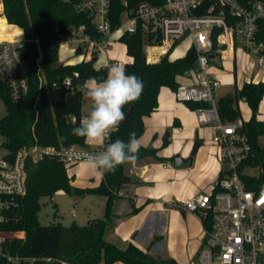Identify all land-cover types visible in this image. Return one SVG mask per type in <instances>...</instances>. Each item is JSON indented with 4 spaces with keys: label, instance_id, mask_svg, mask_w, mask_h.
I'll return each instance as SVG.
<instances>
[{
    "label": "built area",
    "instance_id": "2783aa9c",
    "mask_svg": "<svg viewBox=\"0 0 264 264\" xmlns=\"http://www.w3.org/2000/svg\"><path fill=\"white\" fill-rule=\"evenodd\" d=\"M0 4V17L5 16L10 24L24 31L23 39H0V79L9 88V98L17 101L29 90V65L21 48L25 42L33 41L40 49V39L27 38L22 26L8 20L3 0ZM124 4L121 23L113 28L111 0H78L76 10L86 14L91 25L71 24L59 35V51L63 49L76 56L60 61L75 64L93 60L97 68H108L114 62L132 65L134 57L128 54L127 44L123 42L124 51L111 54L112 43L122 41L125 33L140 30L146 60L158 63L187 40V49L193 47L197 52L196 64L180 75L188 82H179L175 97L184 103H204L195 113L200 125L212 128L215 160L222 163L211 192L174 200L186 212L200 216L204 225L205 245L192 264H264V133L256 141L252 139L247 130L251 115L245 117L240 113L232 121L221 116L218 89L222 83L216 72L229 69L230 64L236 73L237 56L242 54L245 60L241 70L248 75L245 83L264 82V43L257 39L258 20L264 17V0H139L133 7L124 0ZM40 78L47 86L44 75ZM62 86H73L72 76L65 77ZM88 103L91 110V101ZM89 112H82L79 118L72 115L71 122H79ZM257 118L264 120L261 115ZM101 150L100 146L95 149L78 145L60 149L34 146L19 149L13 161L0 159V224L10 219V211L19 206L20 198L27 192L29 155L55 151L70 167L83 162L76 158L77 153ZM118 194L127 195L124 190ZM0 232H4L0 234V254L11 261L19 260L20 257L3 253V242L23 237L24 232Z\"/></svg>",
    "mask_w": 264,
    "mask_h": 264
},
{
    "label": "trees",
    "instance_id": "16d2710c",
    "mask_svg": "<svg viewBox=\"0 0 264 264\" xmlns=\"http://www.w3.org/2000/svg\"><path fill=\"white\" fill-rule=\"evenodd\" d=\"M3 1L8 20L22 26L27 38L40 39V49L33 41L25 42L21 48L29 65L28 92L13 101L9 98L8 86L0 79V94L7 106V113L0 118V131L5 137L3 146L8 150L5 158L13 161L16 152L24 147L60 149L71 145L85 146L84 138L70 135L71 130L79 126V122H71V116L79 118L82 115L83 91L79 88L92 79H105L108 68H97L93 60L63 64L59 61L58 39L68 25L85 24L89 27L90 18L76 10L78 0ZM126 1L129 7H133L139 0ZM125 9L124 0H111L113 28L120 25ZM0 22L3 23L5 40L24 38L22 28L10 24L5 16L0 17ZM257 39L264 43V17L258 20ZM122 42L127 44L128 54L134 57L126 74H135L143 81L144 87L139 100L124 106V111L131 109L128 122L112 133L108 143L116 139L127 143L133 131L139 139L145 130L144 118L159 107L160 89L169 87L175 91L179 85L177 77L194 67L197 59V52L192 47L183 56L171 58L168 54L158 63H149L144 57V35L140 30L125 33ZM75 72L79 75L75 76ZM41 75H44L47 86L41 82ZM67 76H72L73 86H62ZM263 97L264 82L245 83L237 87L234 95H223L218 99L221 116L229 121L236 119L241 113L239 102H246L252 112L247 130L256 141L264 133V120L257 118ZM186 105L195 110L204 103L186 102ZM141 145L135 161L148 156L163 158L153 141ZM198 147L196 141L193 153ZM126 164L117 166L114 172H102L98 186L83 188L73 185V178L58 152L29 155L26 161L27 192L20 198L19 206L10 211V219L0 224V230L22 231L24 236L7 238L3 242V253L20 257L19 264H167L168 260L154 259L132 242L123 246L106 237L113 224L112 210L118 192L132 181V176L125 171ZM60 191L80 196H105V215L89 220L85 225L65 226L62 222L43 225L39 219L41 198ZM12 263L7 255L0 254V264Z\"/></svg>",
    "mask_w": 264,
    "mask_h": 264
},
{
    "label": "crops",
    "instance_id": "0c3cea01",
    "mask_svg": "<svg viewBox=\"0 0 264 264\" xmlns=\"http://www.w3.org/2000/svg\"><path fill=\"white\" fill-rule=\"evenodd\" d=\"M2 38H4L3 28H0V39ZM228 66L231 69V65ZM225 71L216 70L218 75ZM232 72L236 80L237 70L236 73ZM177 80L188 82L182 76H178ZM158 101L159 107L144 118L145 130L139 140L143 145L153 141L154 146L160 148L158 154L163 158L148 156L125 165V171L132 176V181L122 188L127 195L119 196L114 201L113 224L107 231L106 237L123 246L132 242L146 250L154 259L168 260V263L174 259L179 264H191L201 246L204 225L200 216L186 212L178 207L174 200H185L203 193L200 192L201 190L207 192L213 186L215 176L218 175L216 147L213 143L209 145L204 141L201 143L195 110L189 108L186 103L177 102L171 88L162 87ZM89 111L90 109L82 108L84 113ZM171 127H174L173 131L177 137L174 143L168 145L170 142H166L162 136ZM170 133L172 141L175 134L171 131ZM179 136L189 139L185 150H182L183 140L179 142ZM196 141L199 147L193 153ZM82 147L95 149L97 146L85 144ZM178 153L185 158L193 157L190 167L183 169L173 167L172 158ZM168 163H171L170 167L167 166ZM84 166L81 162L68 169L69 176L73 178V185L83 188L98 186L102 181V172L98 171L100 175L98 180L89 183L82 178ZM102 197L100 213L88 215V222L105 215L107 198Z\"/></svg>",
    "mask_w": 264,
    "mask_h": 264
},
{
    "label": "clouds",
    "instance_id": "9594fccd",
    "mask_svg": "<svg viewBox=\"0 0 264 264\" xmlns=\"http://www.w3.org/2000/svg\"><path fill=\"white\" fill-rule=\"evenodd\" d=\"M143 87V81L135 74H126L124 64L114 62L108 67L105 79H92L81 89L91 101V110L79 121V126L71 130L70 135L84 138L86 144L102 148L98 152L76 154L88 170L114 172L117 166L137 159L142 145L135 131L130 133L127 143L116 139L105 145V140L125 121L124 106L139 100Z\"/></svg>",
    "mask_w": 264,
    "mask_h": 264
},
{
    "label": "rangeland",
    "instance_id": "374dc122",
    "mask_svg": "<svg viewBox=\"0 0 264 264\" xmlns=\"http://www.w3.org/2000/svg\"><path fill=\"white\" fill-rule=\"evenodd\" d=\"M5 8V6H4ZM0 28H3V23L0 22ZM189 46V42L187 40L181 41L180 44L171 52L172 58H177L178 56H181L184 54V52L187 50ZM125 50V45L122 41H116L112 43V50L111 54H114L115 52H121ZM60 60H69L72 58H76V56L71 55L68 51L60 49L59 51ZM245 60V56L242 54H238L237 56V78L234 79V73L231 69H227L225 73H222L218 75L219 79L221 80L222 86L218 89L219 98L223 95L228 94H235L237 87H240L244 84L246 79L248 78L247 74H244L241 70V65L243 61ZM61 62V61H60ZM230 68V66H228ZM173 95L175 97V93L173 91ZM177 102H180L176 99ZM89 99L86 96L85 92L83 91V110H89ZM185 104L184 102H181ZM239 106L241 109V113L245 117H250L251 110L248 108V105L244 101L239 102ZM259 114L261 116H264V97L262 101L260 102ZM7 113V106L5 103L4 98L0 94V118L3 117ZM195 120L198 125V134L201 138V143L204 141L206 144H212V138H213V132L211 127H205L200 125L198 121L197 114L195 113ZM174 127H171L169 131L173 132L175 134L174 138H172V141L168 144L171 145L175 142L176 139V133L173 131ZM163 138V136H162ZM179 142L182 141V150H185V147L187 146L189 139H184V137L179 136L178 137ZM5 137L0 131V159H3L5 155L8 154V150L3 146ZM178 144V140L176 141ZM96 146V145H95ZM98 147V146H97ZM28 149H34V147H26ZM195 163H193L194 166ZM76 165V164H75ZM68 167V169H71L73 166ZM222 167V163H218V174ZM82 178H84L87 182L93 183V181H96L100 178V175L98 174V171H90L85 166L82 169ZM218 176V175H217ZM215 176V179L216 177ZM214 179V180H215ZM121 191V190H120ZM212 187L207 190V192H211ZM200 192H204V190H201ZM123 196V195H118ZM103 197L100 195H94V194H88L84 196H80L77 194H68L63 191L57 192L53 196H45L41 198V208L39 210V219L43 225L53 224L57 222H62L66 226L74 225V223H77L78 225H84L88 222V215L93 216V213H100L99 210L101 199ZM96 214H94L95 216ZM98 216L101 214H97ZM98 218H94L96 220ZM93 220V219H92ZM0 234H4V232H0ZM205 238V232L204 228L201 235V246L197 252V254L193 257L192 262L196 261L197 255L200 252L201 248L205 245L204 243ZM12 264H19L18 260H14ZM67 264V263H63Z\"/></svg>",
    "mask_w": 264,
    "mask_h": 264
},
{
    "label": "water",
    "instance_id": "95a60500",
    "mask_svg": "<svg viewBox=\"0 0 264 264\" xmlns=\"http://www.w3.org/2000/svg\"><path fill=\"white\" fill-rule=\"evenodd\" d=\"M80 52H81V50L79 49V50H78V53H80ZM144 57H145V55H144ZM125 67H126V70H127V69H129V68L131 67V65H130V64H126ZM130 111H131L130 108H128V109L125 110L126 119H125L124 122H122L121 125H126V124H127V122H128V118H129V115H130ZM163 139H164L166 142H171V133H170L169 130H167V131L165 132V134H164V136H163ZM172 162H173V167H174L175 169L188 168V167L191 166V164H192V162H193V157L190 156V157L185 158V157H182L181 154L178 153V154H175V155L173 156V158H172ZM133 179H135L134 176H133ZM76 224H77V223H74V225H76ZM168 264H179V263H178L176 260L171 259V260L169 261Z\"/></svg>",
    "mask_w": 264,
    "mask_h": 264
},
{
    "label": "bare ground",
    "instance_id": "6f19581e",
    "mask_svg": "<svg viewBox=\"0 0 264 264\" xmlns=\"http://www.w3.org/2000/svg\"><path fill=\"white\" fill-rule=\"evenodd\" d=\"M2 40H5L4 38H2ZM73 62V61H72Z\"/></svg>",
    "mask_w": 264,
    "mask_h": 264
}]
</instances>
